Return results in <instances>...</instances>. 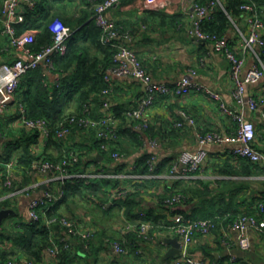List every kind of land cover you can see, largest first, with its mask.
I'll list each match as a JSON object with an SVG mask.
<instances>
[{"label":"crops","instance_id":"crops-1","mask_svg":"<svg viewBox=\"0 0 264 264\" xmlns=\"http://www.w3.org/2000/svg\"><path fill=\"white\" fill-rule=\"evenodd\" d=\"M58 1L60 3L55 5L52 2L50 3L51 12L55 15H61L63 19L78 18L87 9L84 0ZM1 2L2 0L0 4ZM190 4L191 0H121L120 4L110 9L107 15L123 32V44L136 53L154 81L173 83L187 74L189 70H195L196 75L193 79L196 82L220 94L227 105H234L235 86L230 78V64L224 54L208 53V44L190 34L192 28V21L188 15ZM259 4L262 16H264V0H261ZM256 11L258 12L257 8ZM167 15L176 16L179 23H165L163 17ZM55 20L61 19L57 17ZM248 34V25L241 18L239 24H234V29H230L226 35L234 52L246 60L244 72H247L258 63L256 53L264 64V48L256 47L255 52L244 49L242 35L247 37ZM19 56V53L13 49L6 36L1 33L0 25V61L10 62ZM45 71L51 82H58V77L59 80L61 79L60 76L52 75L49 70L45 69ZM111 90L109 97H102L109 103V107L103 111V114H106L105 116L111 114V107L116 104L131 103L133 105L139 97L144 95L145 87L133 79H117L114 81ZM247 95L264 100V78L257 83L249 84ZM93 104L94 109H96L97 103L94 102ZM241 108L246 119L255 125L256 139L254 145L257 150L264 154V120L262 117L264 106H260L257 111H251L246 104ZM16 111L15 104H12L3 115H0V120L6 122V128L11 131L9 137L4 139L2 135L0 139L1 155L9 141L25 139L24 136H19L18 132L25 127L19 121H14ZM148 111L150 115L148 126L151 132L149 131L150 134L148 135V132L138 131L142 134V144L139 147H132L130 142L125 143L129 155L121 163L125 165L122 170L116 169L114 163L109 164L102 155L95 152V155L99 158L98 165L90 164L85 173L102 176V178H92L89 181L90 183H99L103 179L120 181L118 187L120 189L117 188L118 190L113 192L111 189L107 190L112 192V197L113 193L117 191L134 192L136 184L142 186L140 190L141 207L145 213H150L153 216L149 223L154 226L155 231L151 235L147 233L148 239L146 240L140 237V234L138 235L139 239L145 240V242H140L143 248L142 255H137L132 250H129L130 252L126 256L117 255L111 249L109 242L122 239L127 247L130 246L131 241L127 236L128 232H134V230H128L127 227L134 223L124 219L122 212L117 209L112 214H107L95 199L94 201L91 199L79 200L80 204L77 207L72 205L74 212L77 209V211L82 210V208L98 212L97 218L89 217V224L80 222V225L89 226L96 230V239L89 255L86 257L82 252L83 250H81L82 248H79V255L83 257L82 259L87 258L86 261L82 260L81 264L171 263L181 255L180 253L175 258L166 259V254L172 248L169 241L178 238L170 230L174 213H178L176 210H181L180 213L182 214H190L193 217L196 216L202 219L199 217L200 213L202 214L201 209H203V213L224 215V218L220 220L219 224H216L217 228L209 236L199 235L192 244L183 249L188 260L183 264H196L197 262H203L204 264H264V231H258L252 226H247L246 230L241 231L225 222L228 216L244 208L247 204L255 206L253 202L258 200V197L264 193V165L257 164L260 170L251 175L223 174L222 171L227 172L230 167L237 169L238 162H234L229 153L234 145L231 143L211 144L205 147L209 155L200 172L184 180H177L170 176L171 165L173 161L178 159L179 154L186 149L196 150L198 146L197 133L203 134L216 131L225 136H235L238 129L236 121L220 109L218 101L203 91H193L181 97L159 96ZM180 112H185L193 117L196 126L186 125L181 129L175 128L173 122L181 120ZM127 121V126L131 123L135 129L140 124L134 120L128 119ZM117 124L120 125L119 122ZM25 135L27 136V134ZM70 137V145H76L79 149L81 146L83 147L82 151H86L84 150L86 145L91 143L86 132L77 131L72 133ZM149 140L156 142V148L152 149L149 146ZM34 152L37 156L49 153L57 157L60 150L57 147L46 145V140L44 141L43 137L40 136V141L34 148ZM152 153L157 155L159 162L161 161V172L152 174L134 172L137 160L143 155ZM22 154H24V151L20 149L13 154L11 160H16V157ZM90 154L93 155L94 152H90ZM165 161L168 162L163 167L162 163ZM102 165L107 167L104 169ZM137 175H142L143 178L138 179L136 178ZM9 178L13 182L12 188L4 186V182L7 180L6 176L2 184L3 189L0 188L2 195L0 201L8 198L9 206L2 209H10L14 211V214L6 217L0 224V231H2L0 233V248L2 252L7 251L10 253V250L16 252L13 255L17 256L13 257L12 261H19V259L25 261L18 254L20 251L17 250L20 249L16 248L13 240L11 239V241L8 238L11 234L9 231L20 230L18 226L21 222L28 221L30 202L33 199L42 197L46 191L57 192L59 183L50 181V176L39 173L30 175L18 167L9 174ZM190 187L195 191L189 192L187 203L177 206L174 210L166 209L165 206L161 205L160 196ZM5 188L8 191L7 195H5ZM231 197H233L234 207L230 210L224 201L229 203ZM110 204L107 205V208ZM59 212L73 217L72 212L64 206L59 209ZM82 213L86 218L89 216L84 211ZM12 216L14 218H11ZM93 221H96V224H93ZM57 228L60 230L59 234L63 233L60 227ZM243 235L247 236L250 241V247L247 250L242 249L239 244ZM161 240H166L168 247L161 248L159 245ZM178 241L180 243L179 238ZM54 263L55 259L46 254L42 263L39 264Z\"/></svg>","mask_w":264,"mask_h":264},{"label":"built area","instance_id":"built-area-1","mask_svg":"<svg viewBox=\"0 0 264 264\" xmlns=\"http://www.w3.org/2000/svg\"><path fill=\"white\" fill-rule=\"evenodd\" d=\"M29 0H2L0 4V25L1 33L6 36L13 49L19 53V57L14 58L10 62L0 61V115H3L9 106L15 103V97L22 78L31 70L40 67L52 71L54 69L55 57L65 54L67 51V43L76 30L66 26L62 21L55 20L52 22L50 28L53 32L52 43L43 47L40 51L34 52L30 45L35 41V30H26L20 34L17 33L15 26L24 23L25 17L23 7ZM91 7L94 9L93 19L96 25L102 31V43L107 46H112L117 49L114 56V65L109 67L104 75L105 81L110 88L117 79H133L143 84L145 87L144 95L141 96L136 103L135 108L127 112L129 120L139 122L136 127L137 131H143L150 122V115L148 109L154 104L159 96H186L193 91H203L211 98L219 102L220 109L229 117L236 121L238 129L235 136H225L216 131L207 133H197V148L196 150L186 149L179 154L176 161H173L170 169V176L177 180H184L193 174L201 171L202 167L208 160L207 145L211 144H233V149L230 150V155L236 158H243L249 160L253 164L264 165V154L256 149L254 142L256 139V127L253 122L246 119L244 116L242 106L246 104L251 111H257L260 106H264V100L256 99L253 96L247 95V86L249 84L257 83L264 78V64L260 56L256 53L258 63L255 64L247 72L245 71L246 60L244 57L238 56L232 49L230 42L226 36L219 37L205 33L202 30L203 22L213 17V13L217 6L224 9L220 0H211L205 5H202L198 0H191L188 15L192 21V28L190 34L197 39L208 44V53H222L230 64V78L234 83V105H227L220 94L212 91L210 88L196 82L193 77L196 75L195 70L183 75L173 83L156 82L150 76L148 71L139 60L136 53L127 45L122 43V36L114 21H112L107 13L110 9L120 4L121 0H89ZM33 6V3L31 4ZM241 18L247 23L249 28L248 36H243V45L245 50L255 52L256 47H264V19L257 14L254 4L244 3L241 5ZM59 85V77H58ZM110 92L109 89L103 91L102 95L106 96ZM104 108L109 107L108 101L103 103ZM20 123L28 130L37 131L43 140H47L50 134V128L44 119H30L27 116L26 108L23 105L19 106ZM181 120L173 122L175 128L181 129L186 125L191 127L196 126V121L193 117L180 112ZM264 120V111L262 112ZM92 128L96 130L98 140L104 142L102 148L109 151L111 141L116 137L117 121L114 116H104L99 118L92 117L89 113L85 116L71 115L63 119L58 127L56 136L59 140H66L71 130L74 128ZM2 132L0 128V139ZM149 146L156 148V142L149 140ZM62 160L53 162H35L28 170V174L36 173L50 176V181L65 184L72 180H85L87 183L92 178H102L101 175H92L89 173H73L71 168L76 165L79 160V152L76 148L67 147L63 152ZM114 164H121L125 157L118 152L112 153ZM159 163L156 154H151L148 160L149 174L154 173ZM17 162L3 161L0 159V171L5 169L7 172V180L4 186L12 188L13 182L9 178L16 166ZM136 178L142 179V175H137ZM59 184L57 192L46 191L43 196L38 199H33L29 204L28 221L40 223L51 234L56 227L65 229L67 234L65 237L59 238L58 243L48 249L47 253L56 259L62 250L70 247V241L77 239L83 245L84 250H89L96 239V230L92 227H84L78 225L67 217L48 216L47 210L55 203L60 201L64 192ZM128 191H117L113 193V197L117 195L126 194ZM10 197V196H9ZM183 196L175 194L168 198L165 203L168 208L174 210L183 202ZM259 218L256 216H242L238 219L232 227L246 230L247 226H252L258 231H264V198L258 204ZM142 216L144 214L142 213ZM173 223L170 226L176 236L180 239L182 252L177 259L167 264H183L188 262L184 248H187L193 243L197 236H209L217 227L213 220L210 219H193L182 213L173 215ZM151 225L147 222L140 221L138 223L130 224L127 229L140 230V237L145 240L148 239V230ZM20 228V225L18 226ZM111 249L120 256L129 254L125 242L110 241ZM242 249L247 250L250 247V241L247 236L243 235L239 241ZM159 245L161 248L168 247L166 240H161ZM143 248L140 246L136 249L137 255H142ZM8 264H33L27 260L25 261H10ZM196 264H204L197 262Z\"/></svg>","mask_w":264,"mask_h":264},{"label":"trees","instance_id":"trees-1","mask_svg":"<svg viewBox=\"0 0 264 264\" xmlns=\"http://www.w3.org/2000/svg\"><path fill=\"white\" fill-rule=\"evenodd\" d=\"M1 1V0H0ZM211 0H198V2L202 5L207 4ZM224 9L220 6L215 8L213 13V17L209 20L203 22L202 30L205 33L211 35H217L219 37H223L227 35V32L230 29H234V24H239V20L242 11L240 7L244 3L255 4L258 9V15L264 19L261 13V0H220ZM58 4L60 3L58 0H29L23 7L24 13V23L18 24L15 26L18 34L26 31V30H35V41L30 45V48L34 52L40 51L43 47L48 46L52 43L53 32L50 28L54 19L59 17L66 26L76 30L70 40L67 43V51L63 55H59L55 57L54 61V69L51 72L52 75L60 76V82H51L48 79L47 72L45 68L40 67L35 70L29 71L21 80L19 88L15 97V106H16V115H14V121L17 120L20 122V114H19V106L23 105L26 108L27 116L30 119H44L47 121L50 134L48 139L46 140V145L57 147L60 150V153L57 157H54L52 154L44 153L43 155L37 156L36 152H34V148L38 145L40 141V133L37 131L28 130L26 128H21L19 132V136H24L25 139H21L17 141H9L2 155L0 154V159L3 161H10L15 152L23 149L24 154L16 157L14 160L17 162L16 166L28 173V170L35 162H53L57 163L62 160L64 155V151L67 147L76 148L79 152L80 160L79 162L71 168V172L73 173H83L85 172L90 164L98 165L99 158L95 155V152H98L106 162L109 164L114 163L112 158V153L118 152L124 157L129 155L128 148H126L125 143H131L132 147H139L142 144V134L138 132L134 125L128 123L127 112L135 108L137 100L132 105L131 103H121L116 104L111 107V114L116 119L117 122V130L115 132L116 137L111 141H106V143H110V150L106 151L102 148L104 142L98 140L97 133L95 129L92 128H77L74 127L71 130L69 137L66 140H59L56 136L57 127L59 123L68 116L71 115H87L88 113L94 117H104L106 114L104 112L103 103L106 99H102L103 91L109 89V96L112 92L109 84L105 81L104 75L106 70L114 65V56L117 52V49L112 46H107L102 43V31L96 25L94 16V9L91 7V3L89 0H84V3L87 6V9L83 11L82 16L74 19H63L61 15H55L51 12L52 7L50 3ZM33 3V6L31 4ZM264 15V14H263ZM69 17V15H68ZM164 22L167 24L173 23L178 24L179 20L176 16H165L163 17ZM60 20V21H61ZM120 35L123 38V32L118 28ZM123 43V40H121ZM264 48V47H263ZM68 78V79H67ZM106 95V97L108 96ZM108 96V97H109ZM96 102L97 108L94 109L93 103ZM98 111V112H96ZM131 124V125H130ZM6 122L0 120V128L2 135L5 138L11 135V131L6 128ZM136 130V131H135ZM86 132L91 140L90 145H86V151H82L83 147H77L76 145H70L71 143V135L74 132ZM151 132L149 126H147L143 133H147L148 135ZM27 134V136L25 135ZM8 135V136H7ZM14 135V134H13ZM9 139V138H8ZM85 146V145H84ZM88 147V148H87ZM87 148V149H86ZM90 152H94V154H90ZM151 157V154H146L141 156L136 164L134 172L139 174H149L148 168V160ZM234 162H238L237 169L235 167H230V169L225 172L222 171L223 174L226 175H251L252 173L258 172L260 169L258 165L251 163L247 159L232 157ZM12 161V160H11ZM168 161L162 163L164 167L167 165ZM103 166V165H102ZM229 166V165H228ZM107 166H103L105 169ZM114 167L118 170H122L125 167L124 164H117ZM2 169L0 171V188H2V184L5 180L7 172ZM161 172V161L157 165L156 171L154 173ZM120 181L111 180V179H103L99 183H87L85 180H72L67 181L65 184L59 183L64 192L63 198L55 203L49 210H47L48 216H57L63 217L64 215L59 212L61 207H66L68 210L73 212L72 205H76L79 200H97L101 204V207L104 212L107 214H112L115 209L122 212V216L128 222L137 223L139 221L151 222L150 220L153 216L150 213H145L141 207L142 198L140 194V190L142 186L135 185L134 192H127L123 195H117L116 197H112V192L116 191L119 187ZM118 188V189H117ZM6 189V188H5ZM15 189V188H14ZM111 189L112 192L107 191ZM190 191H189V190ZM182 188L177 191H172L168 194H164L160 196L161 205L165 206L167 209L168 206L165 201L172 197L175 194H180L183 196V202L181 205L188 202L189 192H193L195 190L188 188ZM139 190V191H138ZM193 190V191H192ZM8 191L6 189L5 195H7ZM109 194V195H108ZM108 195V196H107ZM202 195V194H201ZM0 197H2L0 193ZM264 193L258 197V200L252 201L255 203L247 204L244 208L239 209L234 214H231L226 219V224L233 225L238 219L242 216H256L260 219L258 211V204L263 200ZM246 202V201H245ZM244 202V203H245ZM110 204L109 208L107 205ZM228 209H232L234 207L233 197L230 198V202L226 203ZM9 206V200L6 198L5 200L0 201V209L3 207ZM178 213L181 210H176ZM202 214L200 216L203 219H210L215 222V224H219L220 220L224 218V215H215L203 213V209H201ZM142 213L144 216H142ZM175 214V213H174ZM193 219H200L198 217H193L190 214H184ZM66 217V216H64ZM74 221L76 224H80L74 216L67 217ZM150 224V223H149ZM152 226V224H150ZM51 234L47 228H45L40 223H34L31 221L21 222L20 230L17 231H9L11 233L8 238L12 239L16 244V248L24 258L33 264L42 263L43 258L46 256L48 249H50L53 244L60 243L59 238L65 237L67 234L65 229L61 230L63 233L59 234V228H55ZM155 231L154 226H152L148 232V235H151ZM2 231H0L1 233ZM130 233V234H129ZM63 234V235H62ZM140 234L139 229H134L133 231L128 232V239H130L131 244L128 245V249L132 252H136V249L141 246L140 242H145V240L139 239L138 235ZM11 240V241H12ZM113 241V240H112ZM118 242H123L121 240H114ZM79 242V243H77ZM60 245V244H59ZM93 245V244H92ZM82 248V252L86 255H89L91 248L89 250H84L83 245L77 239H72L70 241V247L68 249H64L55 259L54 264H81L82 259L79 254V248ZM11 253V254H10ZM10 253L7 251L2 252L0 248V264H8L12 261L17 255H13L16 252L10 250ZM23 259H19L22 261Z\"/></svg>","mask_w":264,"mask_h":264},{"label":"water","instance_id":"water-1","mask_svg":"<svg viewBox=\"0 0 264 264\" xmlns=\"http://www.w3.org/2000/svg\"><path fill=\"white\" fill-rule=\"evenodd\" d=\"M14 214V211L10 209H1L0 210V224L3 220L8 217L9 215ZM172 248L166 254V259L175 258L176 256L180 255L181 253V244L178 241V238L169 241Z\"/></svg>","mask_w":264,"mask_h":264},{"label":"rangeland","instance_id":"rangeland-1","mask_svg":"<svg viewBox=\"0 0 264 264\" xmlns=\"http://www.w3.org/2000/svg\"><path fill=\"white\" fill-rule=\"evenodd\" d=\"M80 202V201H79ZM79 202H77L78 204L75 205L76 207L80 204ZM78 210V209H77ZM75 210V212L73 211L71 214L74 216V218L79 221V222H83L86 223V224H89L88 222V219H90L89 217L92 216L94 218H97V214L98 212L94 211V210H86L84 208H82V210L87 214L89 215L87 218L83 215V211L80 209L79 211ZM82 211V212H81ZM83 215V216H82ZM66 217H69V215H64ZM11 218H14L13 216ZM96 221H93V224H96L95 223Z\"/></svg>","mask_w":264,"mask_h":264}]
</instances>
